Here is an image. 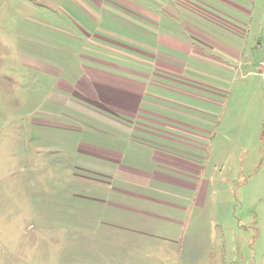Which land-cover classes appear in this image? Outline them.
<instances>
[{"label":"rangeland","instance_id":"1","mask_svg":"<svg viewBox=\"0 0 264 264\" xmlns=\"http://www.w3.org/2000/svg\"><path fill=\"white\" fill-rule=\"evenodd\" d=\"M82 1L0 0V264H106V231L97 213L105 216V202L117 198L96 184L101 167L77 147L113 148L134 167L146 164L134 143L115 141L108 126L83 115L88 108L78 102L74 107L77 100L66 89L79 92L75 84L86 81L83 56L113 52L112 63L121 64L120 52L88 33L95 29ZM223 1L215 10L232 18L214 10L203 17L207 32L216 36L208 46L218 61L211 57L210 77L204 78L218 88L210 94L215 118L203 183L192 202L191 194L182 202L186 211L176 249L179 254L192 231L208 240L211 264L224 256L238 264L249 248L264 263V0ZM92 93L91 101L103 108L111 99H125L103 88ZM169 208L147 209L169 217Z\"/></svg>","mask_w":264,"mask_h":264},{"label":"crops","instance_id":"2","mask_svg":"<svg viewBox=\"0 0 264 264\" xmlns=\"http://www.w3.org/2000/svg\"><path fill=\"white\" fill-rule=\"evenodd\" d=\"M220 1L224 3L223 0L81 2L83 13L96 30H87L88 33L112 45L115 54L120 52L121 64L112 63L116 58L113 52L83 56L81 59L88 64L84 63L80 69L86 81L80 87L73 85L79 92L69 86L66 89L77 100L74 107L78 102L88 108L81 111L83 115L108 126L115 141L120 138L134 143L135 148L129 145L145 154L146 160L143 166L134 167L126 162L122 152L113 148L84 144L77 147L78 153L94 159L101 167L96 169L98 177L109 180L100 182L99 178L96 184L110 188L117 198L105 202L110 210L105 216L97 213L101 229L106 231L103 239L109 258L106 264H211L209 242L202 235L194 237L190 231L181 242L179 254L176 244L186 211L182 202L188 201L187 194H191L192 202L193 192L204 180L205 153L208 154L210 127L214 125L215 114L209 108L214 100L210 94L216 95L218 88L206 84L204 78L210 77L206 67L211 64V57L218 61L208 46L216 36L207 32L203 21L208 19L203 17L210 15V10L225 13L218 7L215 10ZM225 1L234 4V0ZM210 18L220 21L217 14ZM131 33L137 41L130 38ZM220 77L219 73L213 75L217 81ZM176 84L184 89L176 90L172 87ZM91 87L103 88L125 99H111L108 107H100L91 101ZM158 90L173 99L158 96ZM178 96L190 103L175 101ZM162 195H170L176 202ZM94 200L104 203L101 198ZM153 206L161 207L160 211L170 206L172 216L147 209ZM186 231L184 227V234ZM239 259L238 264H264L257 262L255 248H249ZM233 263L226 256L222 261L217 259V264Z\"/></svg>","mask_w":264,"mask_h":264},{"label":"built area","instance_id":"3","mask_svg":"<svg viewBox=\"0 0 264 264\" xmlns=\"http://www.w3.org/2000/svg\"><path fill=\"white\" fill-rule=\"evenodd\" d=\"M263 66H264V63H263Z\"/></svg>","mask_w":264,"mask_h":264}]
</instances>
